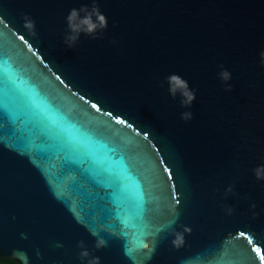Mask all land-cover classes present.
Wrapping results in <instances>:
<instances>
[{
  "label": "water",
  "instance_id": "95a60500",
  "mask_svg": "<svg viewBox=\"0 0 264 264\" xmlns=\"http://www.w3.org/2000/svg\"><path fill=\"white\" fill-rule=\"evenodd\" d=\"M95 2L102 39L67 49L93 0H0V260L264 264V0Z\"/></svg>",
  "mask_w": 264,
  "mask_h": 264
},
{
  "label": "clouds",
  "instance_id": "9594fccd",
  "mask_svg": "<svg viewBox=\"0 0 264 264\" xmlns=\"http://www.w3.org/2000/svg\"><path fill=\"white\" fill-rule=\"evenodd\" d=\"M25 23L24 27L30 30L32 35H36L34 28L35 22L27 15L23 17ZM67 23V34L64 37V44L67 49H72L79 42L80 36L83 34L85 36H89L92 39H102V33L107 29L108 22L105 15H103L100 11L98 4L93 0L91 8L87 6H82L80 9H72L70 14L66 19ZM100 33L101 35H97ZM115 44V41H113ZM261 64L264 65V52L260 53ZM219 78L227 85L225 91H232L231 85L228 82L231 80V74L229 71L223 69L221 66V71L219 72ZM166 82L168 84L169 94L173 99L177 96L180 97V104L183 108H191L193 102L196 99V92L194 89H190L189 84L186 80L181 78L179 75L172 74L166 78ZM162 86V85H161ZM181 119L184 122H189L193 119V115L191 111H185L181 113ZM253 173L257 180H264V165L258 166L253 169ZM234 194L233 186H229L224 193L225 199L229 194ZM256 205L252 204L251 208L255 209ZM232 206L227 207V211L230 214L233 211ZM185 232H190V229L185 228ZM96 235V233H93ZM183 234L176 233V238L173 240V245L179 247L183 243ZM80 248H85L83 242H80L78 245ZM107 242L104 239H98L95 248L97 250L106 247ZM146 247L151 248V245L148 244ZM89 252L84 250L80 253L81 258H88ZM88 264H100L99 257H93L88 260Z\"/></svg>",
  "mask_w": 264,
  "mask_h": 264
},
{
  "label": "trees",
  "instance_id": "16d2710c",
  "mask_svg": "<svg viewBox=\"0 0 264 264\" xmlns=\"http://www.w3.org/2000/svg\"><path fill=\"white\" fill-rule=\"evenodd\" d=\"M0 264H14L13 262H6V261H3V260H0Z\"/></svg>",
  "mask_w": 264,
  "mask_h": 264
}]
</instances>
